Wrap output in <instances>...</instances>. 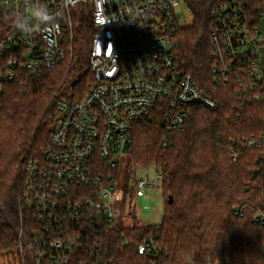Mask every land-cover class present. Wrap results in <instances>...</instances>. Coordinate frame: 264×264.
Returning a JSON list of instances; mask_svg holds the SVG:
<instances>
[{"label":"built area","instance_id":"2783aa9c","mask_svg":"<svg viewBox=\"0 0 264 264\" xmlns=\"http://www.w3.org/2000/svg\"><path fill=\"white\" fill-rule=\"evenodd\" d=\"M210 45L216 82L233 85L243 105L264 107V0H217ZM186 0H0V96L19 73L52 72L72 39L73 13L92 15L94 81L83 100L58 101V123L42 160L23 167V204L36 228H21V257L29 264H105L101 237L121 218L126 197L116 174L133 151L134 129L158 117L163 146L188 128V109L218 110L175 62L176 9ZM263 154L264 132L242 139ZM234 162L239 154L233 147ZM136 176L134 197L154 204L163 174L155 166ZM240 211H237V213ZM264 227V212L254 218ZM264 248V245H263ZM158 253L151 240L139 253Z\"/></svg>","mask_w":264,"mask_h":264},{"label":"trees","instance_id":"16d2710c","mask_svg":"<svg viewBox=\"0 0 264 264\" xmlns=\"http://www.w3.org/2000/svg\"><path fill=\"white\" fill-rule=\"evenodd\" d=\"M217 3L186 0L193 23L178 27L175 62L202 92L219 103V108L214 112L188 109L187 130L174 133L167 146H163L161 118L135 127L130 157L136 166H155L163 174L164 219L157 226L134 223L132 227H125L120 219L104 231L101 246L105 264H264V227L254 221L256 214L264 212L263 154L242 141L264 132V107L241 104L233 85L216 82L210 41L216 28ZM72 24V39L64 44L67 57L54 71L38 77L19 73L3 85L0 264L7 257L16 264H29V258L20 254L19 232L23 228L27 234L36 225L23 204L24 164L42 160L50 147L58 123V101L84 84L88 90L84 89L78 99L83 100L94 81L90 67L95 35L92 15L73 13ZM75 81L78 83L73 87ZM232 143L239 154L237 162L232 159ZM134 191L131 188L128 193ZM131 205L137 208L135 201ZM146 239L158 253H139Z\"/></svg>","mask_w":264,"mask_h":264},{"label":"rangeland","instance_id":"374dc122","mask_svg":"<svg viewBox=\"0 0 264 264\" xmlns=\"http://www.w3.org/2000/svg\"><path fill=\"white\" fill-rule=\"evenodd\" d=\"M176 16L181 20L182 27H189L193 23V14L186 4L181 5L176 9ZM78 23V20H76V30H79ZM86 47H89L88 43L86 44ZM84 89L88 90L87 86H84V84H82L79 87L69 90L67 96L70 95L71 99L78 100ZM150 167L147 168L149 169ZM147 168L136 166L135 164H133L131 157H129L125 160L121 169V173L116 174V176L118 177L120 189L126 192L124 202L118 207V210L121 214V218H119V220L122 219L125 227H132L134 223L140 225L157 226L162 224V221L164 219L165 200L163 198V194L155 193L154 204H152L150 200L141 199L138 201L140 204L139 208H133L131 205L133 201H137V198L134 197V194H132L134 197L133 200L131 193H128V191L133 188L136 176L140 178L145 175H152V171L146 172L141 170ZM160 188L162 191V186H160ZM130 214H133V217H131ZM1 264L16 263H14L11 258L7 257L1 261Z\"/></svg>","mask_w":264,"mask_h":264},{"label":"water","instance_id":"95a60500","mask_svg":"<svg viewBox=\"0 0 264 264\" xmlns=\"http://www.w3.org/2000/svg\"><path fill=\"white\" fill-rule=\"evenodd\" d=\"M77 81H75L74 83H73V87H75L76 85H77ZM173 203V199H172V197H170V201H169V204H172Z\"/></svg>","mask_w":264,"mask_h":264},{"label":"clouds","instance_id":"9594fccd","mask_svg":"<svg viewBox=\"0 0 264 264\" xmlns=\"http://www.w3.org/2000/svg\"><path fill=\"white\" fill-rule=\"evenodd\" d=\"M66 3L71 4V0H66Z\"/></svg>","mask_w":264,"mask_h":264}]
</instances>
